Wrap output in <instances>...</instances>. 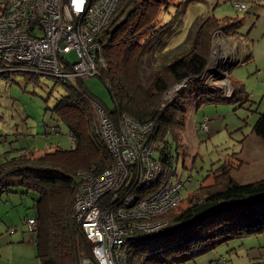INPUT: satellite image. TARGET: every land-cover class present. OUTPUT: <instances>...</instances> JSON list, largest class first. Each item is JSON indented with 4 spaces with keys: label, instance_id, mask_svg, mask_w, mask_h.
<instances>
[{
    "label": "trees",
    "instance_id": "trees-1",
    "mask_svg": "<svg viewBox=\"0 0 264 264\" xmlns=\"http://www.w3.org/2000/svg\"><path fill=\"white\" fill-rule=\"evenodd\" d=\"M161 6L160 0H121L102 29L107 37L103 50L106 68L100 69L96 76L106 86L113 103L111 109L103 107L110 119L117 123L122 115H127L139 122L153 120L156 130L152 138L156 143L164 142L161 151H168L163 153V160L167 161L171 152L164 139L170 132L164 126L159 129V122L167 121L165 110H158L161 96L171 84L189 79L178 92L193 85L198 98L195 104L226 98L223 89L209 81L212 79L202 77L208 65L213 32L220 30L227 37L234 36L239 22L211 17L201 22L193 31L187 52L167 63L162 73H155L146 85L142 79V63L157 49H163L173 27L171 21L159 28L154 26ZM226 25L232 27L230 32L225 30ZM9 73L24 76L26 81L39 78L33 73L8 70L1 71L0 76L8 77ZM56 82L63 84L65 95L53 113L74 137L75 149L57 148L43 156H33L32 151H27L6 158L0 162V195L7 190L8 178L18 179L22 187L37 193L38 199L33 202L35 215L31 217L36 222L34 244L40 263L80 264L82 258L91 257V244L71 216V206L81 184L75 176L80 170L77 160L81 159L77 157L76 146L84 144L88 137L95 155L87 159L85 156L83 161L84 168L93 173L110 168L113 161L97 133L92 110L93 102L102 105L83 85L82 79ZM235 92L233 89L231 95ZM83 124L87 137L79 129ZM252 132L264 140V111ZM172 139L175 141L174 136ZM178 150L179 145H174L175 157L179 155ZM233 170L224 163L213 172L212 184L202 183L189 194L186 207L180 209L178 205L160 216L166 221L163 228L131 237L127 243L128 264H185L230 238L263 233L264 178L241 184L233 177ZM105 200L108 202L109 197ZM246 264H264V258Z\"/></svg>",
    "mask_w": 264,
    "mask_h": 264
},
{
    "label": "rangeland",
    "instance_id": "rangeland-1",
    "mask_svg": "<svg viewBox=\"0 0 264 264\" xmlns=\"http://www.w3.org/2000/svg\"><path fill=\"white\" fill-rule=\"evenodd\" d=\"M160 1L162 6L154 26L159 28L171 21L173 27L163 49H157L142 63L146 85L155 73H162L167 63L187 52L193 31L201 22L209 17L239 22L234 36L227 37L220 30L213 32L205 72L209 78L223 79L222 86L229 97L195 104L197 92L191 85L181 93L166 96L164 92L160 98L158 110H165L167 121L159 122V129L167 127L175 138L173 141L167 133L164 140L169 144L176 173L184 183L179 204L182 209L187 206L190 193L202 183H213V172L224 163L235 169L232 175L238 183L264 178V140L252 132L264 111V0ZM234 2L245 8L236 9ZM224 28L232 30L230 25ZM223 37L230 41L222 43ZM66 57L70 62L76 59L73 53ZM166 79L169 81L167 75ZM230 84L236 91L234 95ZM83 85L102 107L112 108L109 92L97 76L85 78ZM64 95L62 83L43 76L35 81H26L16 73L0 76V162L27 151H32L33 156H43L57 148L75 147L74 137L68 139L67 128L53 113ZM81 127L87 137L84 124ZM86 140L76 146L77 157L81 156L76 163L80 168L75 173L77 178L80 172L88 171L83 158L95 155L88 137ZM163 143L157 141L158 147ZM177 144L179 155L175 157ZM7 181V190L0 195V206L5 207L0 209V264H41L36 256L35 232L29 230L25 220L35 215L33 202L38 199L37 193L22 187L16 178ZM260 257L264 258V232L230 238L185 264H218L220 258L226 264H246Z\"/></svg>",
    "mask_w": 264,
    "mask_h": 264
},
{
    "label": "built area",
    "instance_id": "built-area-1",
    "mask_svg": "<svg viewBox=\"0 0 264 264\" xmlns=\"http://www.w3.org/2000/svg\"><path fill=\"white\" fill-rule=\"evenodd\" d=\"M120 2L5 0L0 14V72L20 70L63 81L96 76L106 68L107 37L102 29ZM233 6L245 8L237 2ZM70 53L75 55L73 62L66 57ZM188 81L176 83L165 95L175 94ZM92 110L113 164L99 174L89 170L78 174L81 184L71 216L91 244V257L82 258L80 264H128V240L164 227L160 216L182 202L184 183L172 154L164 161L168 151H161L152 138L153 120L139 122L122 115L114 123L99 104L93 102ZM26 223L35 232L34 218ZM218 264H226L224 258Z\"/></svg>",
    "mask_w": 264,
    "mask_h": 264
},
{
    "label": "bare ground",
    "instance_id": "bare-ground-1",
    "mask_svg": "<svg viewBox=\"0 0 264 264\" xmlns=\"http://www.w3.org/2000/svg\"><path fill=\"white\" fill-rule=\"evenodd\" d=\"M17 71H20V70H16V72H17ZM213 80L217 82V83L214 82L217 86H219L220 88L223 89V96H224V97L229 96L228 93L225 91V89H224L223 86H222V85H223V83H222L223 79H218V80H217V79H213ZM55 81H57V79H56ZM218 81H219V82H218ZM209 86H210V85H209ZM181 91H182V90H181Z\"/></svg>",
    "mask_w": 264,
    "mask_h": 264
},
{
    "label": "crops",
    "instance_id": "crops-1",
    "mask_svg": "<svg viewBox=\"0 0 264 264\" xmlns=\"http://www.w3.org/2000/svg\"><path fill=\"white\" fill-rule=\"evenodd\" d=\"M220 41H221L222 43H225L226 41L229 42L230 40H229V39H226V40H225V37H223V38L220 39ZM193 95H194V94H193ZM1 202H2V201L0 200V203H1ZM2 208H5V207L0 206V209H2ZM0 215H2L1 212H0Z\"/></svg>",
    "mask_w": 264,
    "mask_h": 264
},
{
    "label": "water",
    "instance_id": "water-1",
    "mask_svg": "<svg viewBox=\"0 0 264 264\" xmlns=\"http://www.w3.org/2000/svg\"><path fill=\"white\" fill-rule=\"evenodd\" d=\"M207 69H208V65H207V67L205 68V71H204V73H203V75L205 74V72L207 71ZM210 71H212V70H210ZM214 72V71H213ZM223 77V76H222ZM219 79H221V78H219Z\"/></svg>",
    "mask_w": 264,
    "mask_h": 264
}]
</instances>
